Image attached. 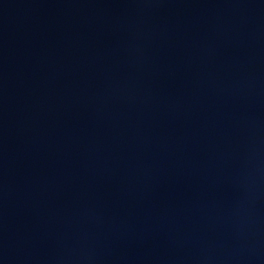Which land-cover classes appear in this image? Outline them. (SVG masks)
<instances>
[{"label": "water", "instance_id": "1", "mask_svg": "<svg viewBox=\"0 0 264 264\" xmlns=\"http://www.w3.org/2000/svg\"><path fill=\"white\" fill-rule=\"evenodd\" d=\"M0 264H264V0H0Z\"/></svg>", "mask_w": 264, "mask_h": 264}]
</instances>
